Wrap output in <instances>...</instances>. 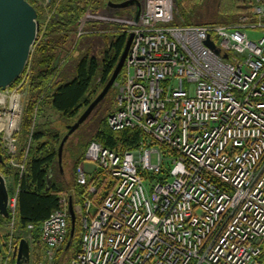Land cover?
Instances as JSON below:
<instances>
[{"label": "built area", "instance_id": "obj_1", "mask_svg": "<svg viewBox=\"0 0 264 264\" xmlns=\"http://www.w3.org/2000/svg\"><path fill=\"white\" fill-rule=\"evenodd\" d=\"M174 17L167 0H150L137 23L130 16L118 24L134 36L107 119L113 129H139L178 152L164 179L157 177L165 168L158 146L118 153L91 142L86 159L117 183L96 211L88 198L74 204L80 250L61 254L70 229L65 197L42 224L22 230L16 188L0 223V264H11L22 239L29 264H257L264 248V0L232 24H173ZM30 62L0 88V148L20 174L28 150L20 159L19 92L29 85ZM88 174L81 163L77 182L86 185Z\"/></svg>", "mask_w": 264, "mask_h": 264}, {"label": "trees", "instance_id": "obj_2", "mask_svg": "<svg viewBox=\"0 0 264 264\" xmlns=\"http://www.w3.org/2000/svg\"><path fill=\"white\" fill-rule=\"evenodd\" d=\"M123 1L125 0H51L50 2L54 12L47 22L44 38L37 45L32 57L31 78L27 86L29 96L24 105L22 130L16 134L20 144L19 158L24 159L28 150L26 169L23 174L9 164L8 157L0 148L2 157L0 170L7 178L10 194L12 195L16 188L19 189L16 219L17 226L22 230L30 223L42 224L53 211L64 207L61 202L64 197L68 205L67 194L69 193H71L73 204L83 203L88 198L92 202L94 211L101 206L106 196L114 189L117 179L105 170L95 169L89 175L86 185L77 182V168L86 159V151L93 141L100 142L118 153L138 149L141 145L158 146L165 154L164 174L157 175L160 179H164L173 159L178 156L177 151L166 144L156 142L139 129L111 128L107 119L116 109V100L113 110L106 116L99 115V108L106 96L89 118L66 141L63 162L60 163L59 148L64 136L68 133L67 126L76 122L96 98L93 84L97 74H99L98 81L103 86L109 81L129 34L119 30L121 27L118 24L113 25L112 32H96L103 35L102 40L110 38V47L98 56L91 54L93 46L89 45L80 60L73 62L74 67L67 72L64 71V67L61 68V55L63 51H67L69 44L71 46L75 41L76 46L78 43L77 31L88 9L97 16L102 8L107 9L109 2ZM206 1L178 0V10L177 13L175 12L173 24L236 23L242 15L251 16L256 3V0H215L214 12L207 16L206 8H204ZM123 11L125 12L121 10L117 14ZM43 23L42 25L45 24ZM89 25L101 30L108 24L104 26L94 21ZM82 37V35L79 36V40ZM122 72L118 81L122 79ZM66 157L74 173L75 182L71 184H67L62 172L67 164ZM154 177L153 174L150 175V178ZM92 186L96 188L95 192L90 191ZM70 189L75 192H71ZM7 219L0 214L1 221ZM69 222V235L61 254L64 251L75 254L80 250L79 217L76 216V230L73 237L71 236V217ZM35 239L37 248H40L39 231L35 232ZM69 243H71L70 247L67 248ZM11 264H16V260L14 259ZM257 264H264V248L257 258Z\"/></svg>", "mask_w": 264, "mask_h": 264}, {"label": "water", "instance_id": "obj_3", "mask_svg": "<svg viewBox=\"0 0 264 264\" xmlns=\"http://www.w3.org/2000/svg\"><path fill=\"white\" fill-rule=\"evenodd\" d=\"M134 9V21L138 22L142 4L139 0H125L123 2H109L107 10L111 14H116L121 10ZM36 9L27 0H0V88L7 89L23 73L32 53V49L37 40L39 31V21ZM131 33L126 41L124 50L118 61L115 70L104 86L100 94L89 104L84 112L78 117L76 122L68 125V133L64 136L59 148V160L63 162V151L69 137L89 118L96 107L108 95L112 87L116 84L124 68L126 58L133 40ZM214 48V44L208 40ZM227 57V56H226ZM2 157L0 156V161ZM11 194L6 176L0 170V214L9 218V202ZM68 210L71 217V236L76 230V212L72 198L69 200ZM70 246V243H69ZM14 258L16 264H29L31 261V248L28 240H20Z\"/></svg>", "mask_w": 264, "mask_h": 264}, {"label": "rangeland", "instance_id": "obj_4", "mask_svg": "<svg viewBox=\"0 0 264 264\" xmlns=\"http://www.w3.org/2000/svg\"><path fill=\"white\" fill-rule=\"evenodd\" d=\"M139 1L141 2L142 6L146 7L149 4L150 0H139ZM214 1L215 0H207L205 2L206 7H204V8H206L207 16H208V14L212 15V12H214V9L216 7V6H214L215 5ZM43 2H44V5L43 6L41 5L40 7H38V12L42 16L41 17L42 22H44L45 24L43 23L44 25H42V23H41V28H40V31L38 33V38H37V40L34 44V47L32 49L31 62H30L31 72H32V64L31 63H32L33 54L37 48V45L43 40L47 22L51 18L52 13L54 12L53 9H51L52 8L51 7L52 5L50 3L51 0H49V1L43 0ZM167 3L169 4L170 7L173 8V11H175L177 13L178 0H167ZM132 13L134 14V11L125 10V12L123 11L122 13L112 15L110 12H108V10L106 8H102L100 10V12L98 13V15L95 16L94 15L95 13H92L91 9H88L86 12L87 17L84 16V18L82 19L81 24L79 26V29L77 31L78 43L76 44V46H75V41H74L73 45L70 46V44H69L67 51L66 52L63 51V53L61 55V58H62V63L60 64L61 68L64 67L63 69L65 72H67L69 69H72V67H74L73 62L80 60V58L83 56V54L89 48V45L93 46L92 53H91L92 55L96 54L99 56V54H100V56H101V53L110 47L111 41H110V38H108L106 40H102L103 35L98 34L96 32H101V33L112 32V31H114V26H113L114 24L128 25L130 23L129 17L133 16ZM94 21L100 22L104 26L106 24H108L109 26L107 25V27L105 29L97 30L96 27H90V25H89L90 23H92ZM79 33H82V36H83L81 38V40H79V36H81V35H79ZM77 37H76V39H77ZM98 78H99V74H97L96 80L93 84V92L97 96L100 94V92L104 88V86L98 81ZM13 89L15 90V88H13ZM19 93L21 94L20 98H21V102L23 103V109H24L25 102L27 101L28 96H29L28 88L26 90H24L23 92L20 91ZM117 93H118V88L116 87V84H115L112 87V89L110 90V92L107 95V97L105 98V100L103 101L101 107L99 108V115L102 114V115L106 116L111 110L114 109ZM23 113H24V110L21 114L19 125L17 126V128H19L18 133H20V130H22L21 122H22ZM65 159H66V163H67L65 166L68 168V167H70L71 164L69 163L68 157H66ZM8 185H9V183H8ZM0 223H1V220H0Z\"/></svg>", "mask_w": 264, "mask_h": 264}, {"label": "crops", "instance_id": "obj_5", "mask_svg": "<svg viewBox=\"0 0 264 264\" xmlns=\"http://www.w3.org/2000/svg\"><path fill=\"white\" fill-rule=\"evenodd\" d=\"M81 163H83L86 170H88V172H89L88 175L92 174L96 169L95 164L93 162L87 160V159L83 160ZM62 172H63L64 177H65L64 179L67 181V184H71V183H73V181L75 182L74 173L71 170V167L67 168L66 166H64ZM70 190H71V192L72 191L75 192V190H73V189H70ZM67 196H69V200H70L71 193L67 194ZM76 204H78V203H76ZM42 251L44 252V245L43 244L40 245V252L42 253Z\"/></svg>", "mask_w": 264, "mask_h": 264}, {"label": "flooded vegetation", "instance_id": "obj_6", "mask_svg": "<svg viewBox=\"0 0 264 264\" xmlns=\"http://www.w3.org/2000/svg\"><path fill=\"white\" fill-rule=\"evenodd\" d=\"M37 11V14H38V21H39V31H40V28H41V23H42V18H41V14L38 12V7H40L41 5L43 6L44 5V2L43 0H27ZM49 1V0H48ZM135 9V6L131 8L132 11H134ZM117 14V13H116ZM38 31V33H39ZM37 38H38V34H37Z\"/></svg>", "mask_w": 264, "mask_h": 264}, {"label": "bare ground", "instance_id": "obj_7", "mask_svg": "<svg viewBox=\"0 0 264 264\" xmlns=\"http://www.w3.org/2000/svg\"><path fill=\"white\" fill-rule=\"evenodd\" d=\"M14 110H18V104L14 107ZM4 121L5 120H3V121L1 120L0 121L1 126H4L5 125ZM9 124H10V122H9Z\"/></svg>", "mask_w": 264, "mask_h": 264}]
</instances>
